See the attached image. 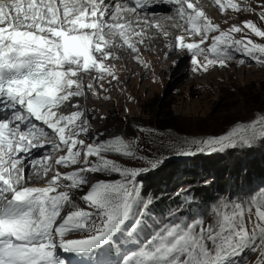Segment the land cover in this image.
<instances>
[{
	"label": "snow or ice",
	"instance_id": "1",
	"mask_svg": "<svg viewBox=\"0 0 264 264\" xmlns=\"http://www.w3.org/2000/svg\"><path fill=\"white\" fill-rule=\"evenodd\" d=\"M214 3L257 19L223 30L194 0H0V264H264V185L160 211L139 179L163 163L136 136L153 130L97 132L80 103L111 99L101 93L119 83L125 52L151 67L140 46L149 30L169 35L150 18L159 5L184 33L168 47L190 54L191 72L264 67L252 39L264 40V0ZM183 144L176 155L264 147V115Z\"/></svg>",
	"mask_w": 264,
	"mask_h": 264
},
{
	"label": "rangeland",
	"instance_id": "2",
	"mask_svg": "<svg viewBox=\"0 0 264 264\" xmlns=\"http://www.w3.org/2000/svg\"><path fill=\"white\" fill-rule=\"evenodd\" d=\"M201 1L208 4V11L213 14L210 18L223 30L247 19H257L251 13L237 14L230 10L221 14L214 0ZM150 36L153 38L145 39L140 48L142 58L151 67L144 68L125 52L122 60L115 61L119 83L105 84L108 91L101 93L111 99L97 101L91 98L87 108L91 111L92 128L97 132L125 133L127 138H134L132 125L153 130L146 133L137 130L136 136L140 137L142 154L163 161L157 169L139 178L143 190L154 197V203L164 194L145 188L146 183L151 184L156 177L165 186L170 179L186 178L188 181L180 183L171 193L172 197L180 193V201L187 195L188 199L199 203L203 191L213 189V178H224L226 184L234 188V181L251 177L259 166L264 168V147L259 145L251 150H228L213 155L182 157L175 154L176 148L185 147V139L225 135L237 123H250L258 115H264V67L255 63L240 66L232 62L227 68L217 66L208 73H193L190 54L186 50L170 52L167 42L161 44L153 40L157 33ZM252 39L264 43L260 38ZM80 103L85 107L82 98ZM99 116L105 119H99ZM118 162L126 163V158H120ZM250 184L246 193L258 189L255 181L250 180ZM182 189L187 192H181ZM215 191L219 192L218 189ZM225 191L224 194H228V189ZM79 194L78 190H72L74 198Z\"/></svg>",
	"mask_w": 264,
	"mask_h": 264
},
{
	"label": "trees",
	"instance_id": "3",
	"mask_svg": "<svg viewBox=\"0 0 264 264\" xmlns=\"http://www.w3.org/2000/svg\"><path fill=\"white\" fill-rule=\"evenodd\" d=\"M262 172H264V168L263 166H259L258 169L256 171H254L251 175V177H247V178H241L240 181H234V188H230L226 182L225 179L220 178L219 176H217L216 178H213L211 180V183L213 184V189H211L210 191H203V193L200 195V201L201 200H206L210 197H217L219 195V193H225L226 189H228V194L233 193V192H237V193H246L245 189H249L251 188V184H250V180L255 181L257 184V187L264 185V173L262 174ZM252 178V179H251ZM247 179V180H246ZM188 181L186 178H176L173 180H169L167 181V186L162 185V182L159 181L157 179V177L155 178V180H153L150 183H146V190H150V191H154L158 194H164L166 195L164 197V195H162L163 197H161L158 202L156 203V206L158 208V210L160 211H166L168 210L170 207H175L177 204H179L180 198L178 197V195H175L172 197L171 193H174L176 188L179 186L180 183L182 182H186ZM245 185H248L247 188H244ZM219 190V192L215 193V190ZM155 193V194H156Z\"/></svg>",
	"mask_w": 264,
	"mask_h": 264
},
{
	"label": "bare ground",
	"instance_id": "4",
	"mask_svg": "<svg viewBox=\"0 0 264 264\" xmlns=\"http://www.w3.org/2000/svg\"><path fill=\"white\" fill-rule=\"evenodd\" d=\"M194 2H196L198 4L199 7H202L205 11H207V13L209 14V16H213L211 11H208V4L207 3H202V1L200 2V0H194ZM169 15L168 12H161V13H157L156 15L150 16L151 19L154 20H160L161 22H163L166 27H165V31H167L169 33L168 37L165 38L162 34L156 32L154 29L149 30V35H154L157 33V36L154 37V41L157 43H161L164 44L165 42H167V44L169 45L170 43H174V39L177 35H181L184 34L179 28H173L171 25L174 23H178V21L175 20H166L165 17ZM228 15V14H227ZM228 17V16H227ZM216 21V20H215ZM217 24V23H216ZM220 25V24H219ZM153 38V37H152ZM198 39V38H196ZM148 40V39H147ZM187 42H191L190 40H188ZM144 44V43H143ZM167 48L169 49V47L167 46ZM154 50V49H153ZM85 102V106L88 107V105H90L91 100H87L84 101ZM102 103V102H101ZM98 107V106H97ZM97 110V109H96ZM99 121V120H98ZM91 122V120H90ZM95 124V123H94ZM92 126V123H91ZM100 128V127H99ZM96 130V129H95ZM125 134V133H124ZM32 182L33 184H36V177L32 176Z\"/></svg>",
	"mask_w": 264,
	"mask_h": 264
}]
</instances>
